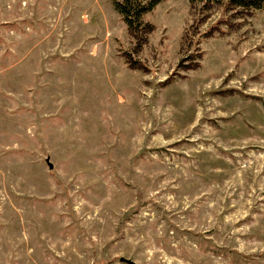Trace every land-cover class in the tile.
I'll use <instances>...</instances> for the list:
<instances>
[{
	"label": "rangeland",
	"instance_id": "374dc122",
	"mask_svg": "<svg viewBox=\"0 0 264 264\" xmlns=\"http://www.w3.org/2000/svg\"><path fill=\"white\" fill-rule=\"evenodd\" d=\"M205 4L0 0V264H264V7Z\"/></svg>",
	"mask_w": 264,
	"mask_h": 264
},
{
	"label": "trees",
	"instance_id": "16d2710c",
	"mask_svg": "<svg viewBox=\"0 0 264 264\" xmlns=\"http://www.w3.org/2000/svg\"><path fill=\"white\" fill-rule=\"evenodd\" d=\"M161 0H112L114 10L120 16L129 32L137 40L138 46H141L146 38L142 33H149L153 25L143 21V15L150 12ZM191 3H197L202 0H189ZM205 5L214 4L215 1L225 9H261L264 7V0H204Z\"/></svg>",
	"mask_w": 264,
	"mask_h": 264
},
{
	"label": "water",
	"instance_id": "95a60500",
	"mask_svg": "<svg viewBox=\"0 0 264 264\" xmlns=\"http://www.w3.org/2000/svg\"><path fill=\"white\" fill-rule=\"evenodd\" d=\"M121 261H124V262H130L128 259H125V258H120Z\"/></svg>",
	"mask_w": 264,
	"mask_h": 264
}]
</instances>
